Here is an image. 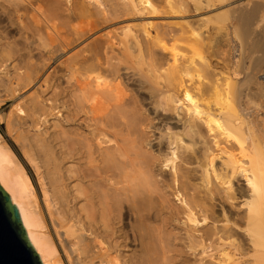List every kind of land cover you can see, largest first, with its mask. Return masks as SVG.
Listing matches in <instances>:
<instances>
[{
	"label": "bare ground",
	"instance_id": "obj_1",
	"mask_svg": "<svg viewBox=\"0 0 264 264\" xmlns=\"http://www.w3.org/2000/svg\"><path fill=\"white\" fill-rule=\"evenodd\" d=\"M228 11L246 80L163 46ZM158 14L177 30L135 25ZM263 14L264 0H0L10 88H54L29 102L52 128L25 136L41 197L0 137V186L40 264H264ZM213 32L207 47L228 41ZM246 98L260 110L237 113Z\"/></svg>",
	"mask_w": 264,
	"mask_h": 264
},
{
	"label": "rangeland",
	"instance_id": "obj_2",
	"mask_svg": "<svg viewBox=\"0 0 264 264\" xmlns=\"http://www.w3.org/2000/svg\"><path fill=\"white\" fill-rule=\"evenodd\" d=\"M224 13H226V14H224V15L222 14L223 17L221 15H219L221 17L217 16V17H215V19H214V17H212L210 19L207 18L206 19L207 21L205 20L206 22H204V23L203 22L196 23V24H198V26L196 24H195L196 26L194 25V27H195L194 31L195 32L193 31L192 34L191 33L187 34L188 36L185 35L186 36L185 38L182 36V38L185 40L184 42H183V39L178 40L179 39L178 34L176 35V37H175V35L171 34L172 36L175 37V40H174V38L172 39V36H169V37H166L162 41V44H164L163 46L165 47V49H169V50H171V49L175 50L176 49L175 52L181 56V57L178 56L180 58H182V57L189 58L190 57L196 63L198 62V64L199 63L204 64L205 62H211V64L214 67V72L217 75V78L220 80L219 82L222 81V83H223L224 79L225 80L229 79L228 77L235 78V76H237V71H239V70L240 71H239V75L237 76V79L241 80V81H242V79L246 80L245 79L246 78L245 73H241L242 70L240 69V66H242L243 61H245V63H244L245 66L248 65V61H246L247 60L246 59L247 51L244 50V48L246 46H244L242 39L237 36V35H239L238 33H236L237 35H235L234 32L228 31V27L230 24L229 18H230L231 13L229 11H228L229 14L227 12H224ZM146 17H151V18H149L148 20L147 19L138 20L137 22H135V25H142L143 23H146V24L151 23V25L153 27H157V29H162L163 31H167L166 26L170 25L171 28L173 27L172 30L175 31V30H177V29H174V27L177 26L175 23L180 22L179 20H176V18L179 16L176 17L173 15H168V16L166 15L167 18L165 17V14L164 15L158 14V15H152V16H146ZM211 19H213V20H211ZM174 24H175V26H174ZM14 28H15V26H13V28L11 29V35H13V37L14 36L17 37V31ZM175 28H177V27H175ZM217 29L220 30L221 32H224L227 30V33H228L227 37L229 38V39L227 38L228 41H225V42L219 41L218 43L216 41L215 42L216 45H215V43L212 42L211 45H213L214 47L213 46H212L213 48L211 46L207 47L206 45H210V42L208 41L207 37H209V35L212 36V33H214L213 30H217ZM138 30H140V28H138ZM151 30L152 29L148 30V33L150 35L148 36L147 39H152L154 37V32H153V30L152 31ZM139 34H140V39H139L140 44L144 45V42H146L147 39L142 37L143 35H142L141 31H139ZM211 36H210V38H211ZM176 38H178V39H176ZM180 39H181V37H180ZM205 42H207V43H205ZM190 45H194V46H192L194 51L190 47ZM160 46H162L161 43H160ZM242 49L244 50V52H246L245 55H244V53L242 54V51H243ZM6 51H8V49H5L3 52H1V50H0V57H3V56L6 57L8 54V52L6 53ZM5 54H6V56H5ZM1 55H3V56H1ZM34 55H35L34 61L36 63H41L40 59L38 58L39 56L38 55L36 56V54H34ZM241 56H243L244 58ZM38 59H39V61H38ZM166 59H167V57H165V55H162V60H166ZM225 59H226V61H224ZM10 62L11 61H7V68L6 69H4V68L2 69V67L0 68L1 69L0 70V82H4V83L7 82V87L1 83L5 88H7V91L4 89V87L2 85L0 86V101L2 102V103H0V137H1V141H3V143L11 149V151L14 153L16 158L20 161L22 166L25 168V170L27 171V173L31 177L33 183L35 184V188L38 191L39 196L41 197L38 179L36 177V174H35L33 167L31 166V164L29 162V158H30L29 155L31 154V151L27 148L28 142L25 139V136L29 137L33 134H39V135H42L44 137L46 134V138L48 135L51 136V134H49V133H51L52 128L47 129V125L44 127V126H40V124L36 123L37 122L36 121L37 116L35 117L36 112L34 114L33 109H32L33 107L31 106V104H29V102H30V100L37 98V97H35V95L39 96V94L42 97L45 96L47 99H50V97L53 94L52 91L54 90V88L52 87L53 82H51L52 84L50 83L49 85H47L46 89H49L51 87L50 90H47V91H46V89L44 90L43 88H42L43 90H40L41 88L38 86V84H36V86L34 84H30L31 86L28 85V86H26L20 90L18 89L20 87H16L18 89L17 90L18 95H19L18 96L17 92L15 94L12 91V88H10L12 86H13V88H15V86L9 85V83L13 82L11 79L13 77V73L15 71H19V70H18V68H16L17 69L16 70L14 68V67H16L14 65V63L12 64ZM7 71L9 74H7ZM22 72H23V70H22ZM245 72H246V70H245ZM6 75H11V76H6ZM243 76H245V78H243ZM208 79L209 78H207V76H202V78L200 80L203 84H207L209 81ZM259 81H261V86L263 87V90H264V75H261L259 77ZM246 85H248V86L247 87L245 86V90L247 89L245 92L248 93L250 91V88L253 87V85H249V84H246ZM254 86H256V85H254ZM4 91H6V92H4ZM40 91L41 92L43 91V93L45 91L46 93L43 95L42 93H40ZM6 94H7V99L5 97ZM11 94H13V95H11ZM17 97H19L18 100H17ZM33 97H35V98H33ZM4 99L7 101H5ZM248 99L246 98V102L247 101L248 102H247V104L244 103L245 105L243 104L241 106H238L235 103V109H236L237 113L239 112V114H241V115L245 114L246 112H247V114H252V113L258 112L260 110V107H261L262 102H263L262 99H253V98H248ZM3 101H4V103H3ZM243 110H245V111H243ZM25 112H27V113H25ZM32 114H34V115H32ZM26 115H28V116H26ZM24 118H26V119H24ZM34 119H36V120H34ZM15 120L21 121V123H23V124L20 126H16L13 123V122H16ZM32 122H34L33 125H31ZM51 122L52 121L50 120V124H51ZM35 124H37V125L34 126ZM37 126H40V127H37ZM39 132H41V133H39ZM154 225H156V224H151V226L155 227Z\"/></svg>",
	"mask_w": 264,
	"mask_h": 264
},
{
	"label": "water",
	"instance_id": "obj_3",
	"mask_svg": "<svg viewBox=\"0 0 264 264\" xmlns=\"http://www.w3.org/2000/svg\"><path fill=\"white\" fill-rule=\"evenodd\" d=\"M0 264H40L28 243L19 212L1 186Z\"/></svg>",
	"mask_w": 264,
	"mask_h": 264
}]
</instances>
